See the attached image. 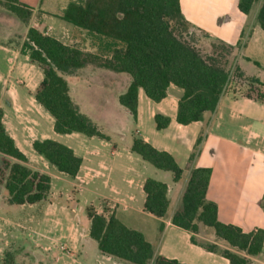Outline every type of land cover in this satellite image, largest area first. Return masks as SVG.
<instances>
[{
  "label": "crops",
  "instance_id": "obj_1",
  "mask_svg": "<svg viewBox=\"0 0 264 264\" xmlns=\"http://www.w3.org/2000/svg\"><path fill=\"white\" fill-rule=\"evenodd\" d=\"M19 1L33 11L28 24L16 15L9 14L8 10L0 12V14L4 13L6 18L0 21V110L4 114L3 123L7 133L27 157L28 165L34 170L49 175L52 181L54 177L65 179L62 178L65 176L69 179L68 182L72 186H78L80 191L87 190L97 195L98 201L111 200L112 215L129 228L142 232L155 247L157 254L163 257L177 260L182 264H230L229 260L220 254L209 252L193 244L190 233L173 225L172 217L182 205L191 170L208 168L211 169L212 174L207 199L217 205L219 220L224 224L237 226L245 233L264 230V102L246 97L243 87L233 88L234 83H231L214 113H207L201 122L185 126L177 122L178 104L183 90L171 85L167 98L159 103L150 100L144 91L140 90L138 117L135 121L141 125L143 114L148 112L154 121L156 115L161 114L169 117L171 123L168 128L159 131L155 122L156 132L152 133L153 139L144 135L134 138H142L156 149L170 153L179 166L181 160H184L187 167L182 168L184 171L182 179L175 182L173 174L168 171L163 173H171V175L164 174L157 177L155 174V177H151L145 164L133 157L135 153L131 151V147L134 138L129 147L131 152L128 154H122L116 147L113 148L112 156L115 159L112 160V165H109L105 150L101 148L102 144L90 146L89 141L80 138L78 135L82 134L78 133L68 136L75 135L78 139L80 153L75 149L76 147H68L76 156L82 158L83 163L77 177L70 178L60 173L33 148L35 141L54 140L53 133L56 132L54 118L37 103L34 97L36 89L44 79L43 70L30 60L28 54L22 52V46L28 29L33 27L66 45L89 46L86 49L79 47L85 52L96 53L97 47L94 44L91 47L92 38L85 31L62 19L68 5L76 0ZM239 1L180 0V6L192 30L210 41H223L235 46L236 63L241 67L246 78L264 81V30L257 21L260 4L246 15L239 9ZM21 31L23 36L20 39ZM89 67L82 69V72ZM122 74L124 73H117L115 76L119 87L115 89L113 95L115 99L118 97V101L119 96L127 91L132 82ZM122 78L128 80L124 85L119 82ZM76 79L75 87H70L72 99L78 98V94L82 91L81 83L84 82L82 76ZM142 103L147 107L146 111L143 110ZM160 132L164 133V139L161 138ZM200 136L203 139L198 155L191 162L190 157ZM50 170L55 172L51 173ZM147 179H155L168 185L170 205L165 218H157L145 211L144 184ZM87 186L91 188H86ZM7 200V192H0L2 264H6V254L12 247L14 250L23 243H28L32 249L36 248L35 243L25 237V231L34 232L41 226L64 225L65 223L56 219V214L61 212L66 219L70 215L61 210H52L51 205L50 208L47 207L45 211L38 213L34 208L42 202L15 206L10 205ZM23 213L28 214L27 219L22 218ZM88 221L90 224L88 237L92 239L91 221L90 219ZM65 226L67 241L73 247L78 246L80 240L78 239L77 242V235L71 231V225L67 223ZM56 247L60 250L66 248L62 245ZM50 249V246L45 248V250ZM35 250L33 256L36 254ZM70 257L75 256L72 254ZM103 257L106 261L112 260V264L125 262L105 254ZM253 262L264 264V252L260 257L253 259Z\"/></svg>",
  "mask_w": 264,
  "mask_h": 264
},
{
  "label": "trees",
  "instance_id": "obj_2",
  "mask_svg": "<svg viewBox=\"0 0 264 264\" xmlns=\"http://www.w3.org/2000/svg\"><path fill=\"white\" fill-rule=\"evenodd\" d=\"M257 3L260 4L257 21L264 30V0H240L239 9L249 15ZM0 7L26 24L33 14L32 9L19 0H0ZM62 19L85 31L94 41L97 52L66 45L33 27L28 29L22 46V52L43 70L44 79L34 97L54 118V130L60 135L78 133L110 141V137L80 111L64 77L90 65L132 78L127 91L119 96V102L135 120L140 90L159 103L167 98L171 85L183 90L177 122L185 126L201 122L207 113H214L233 80L247 84L246 97L264 102V81L246 78L236 63L235 46L210 41V50L205 53L198 47L201 38L206 37L192 30L182 13L180 0L71 2ZM254 85L260 87L256 95ZM3 117L0 110V186L8 194V203L22 206L46 201L51 194V177L28 165L27 157L7 133ZM155 122L157 130L161 131L169 127L171 119L158 114ZM202 139V136L198 138L191 162L198 155ZM33 148L60 173L76 178L80 172L83 160L68 146L47 139L35 141ZM131 151L155 168L171 172L175 182L182 179L184 171L170 153L156 149L139 137L134 138ZM211 174L208 168L191 170L182 205L173 214L172 224L189 232L193 244L220 254L230 264H254L253 259L264 252V230L245 233L219 220L217 205L207 199ZM144 192L145 211L165 218L170 205L168 185L147 179ZM88 217L90 237L103 254L129 264H182L157 254L142 232L129 228L115 215L107 217L91 207ZM206 232L211 244L198 240ZM8 257L12 259V255L6 254V264L11 262Z\"/></svg>",
  "mask_w": 264,
  "mask_h": 264
},
{
  "label": "rangeland",
  "instance_id": "obj_3",
  "mask_svg": "<svg viewBox=\"0 0 264 264\" xmlns=\"http://www.w3.org/2000/svg\"><path fill=\"white\" fill-rule=\"evenodd\" d=\"M82 1L84 0H76L75 2ZM258 4L259 3H257L256 6ZM5 11H7L5 8L0 7V12ZM8 13L13 15L11 12ZM4 16V13L0 14V21L6 19ZM22 36L21 31V35L19 36L20 39ZM93 44L94 41H90L91 47ZM210 44V40L201 38L198 47L205 53L210 50ZM77 46L82 49L89 47L85 44ZM80 72H82V70L77 71L73 75L64 76L68 80L70 87H75L77 82L76 77L82 76L84 78V82L81 83L82 91L78 94V98L74 96L75 99H73L77 102L80 111L91 118L103 133L109 135L111 137V141L107 142L98 137L92 138L85 135L78 136L84 140H88L90 146L94 144H102L103 147L101 146V148L105 150V156L109 165H112V160L115 159L112 156V150L114 147H116L118 152L128 154L131 152L129 147L135 136L144 135L152 137L153 139L152 133L156 132V129L155 121L150 117V114H148V112L143 114L142 123L140 125L137 121H135L128 110L119 103L118 97L115 99L113 92L119 87L117 86L118 83L115 80L117 73L104 70L97 65H90L87 70L82 73ZM122 75L127 76L130 82L132 81V78L128 74ZM127 81V79L122 78L119 82L124 85ZM232 83H234L233 88L243 87L245 89L244 92H246V83L240 81L238 82L237 80H233ZM254 86L256 91L253 93L256 95L260 87L257 85ZM152 104L155 106V103L152 102ZM142 108L145 111L147 110V107L143 103ZM53 134V137H55L54 140L67 146L76 147L75 149H77L78 153H80V146L75 135L68 136L59 135L57 133ZM160 134L161 138L164 139V133L160 132ZM32 152L36 154L33 149ZM133 157L145 164V166L149 169V175L151 177H155V174H157V177L164 176V174L171 175V173H163V171L156 169L150 163L143 161V159L138 155L133 154ZM180 166L185 169L187 164L184 160H181ZM50 172L54 173L55 171L50 170ZM62 178L65 179H61V177L59 179L56 177L53 178L52 192L50 196L46 201L36 205L34 209H36L38 213H41L45 211L47 207L50 208L51 205L52 210L54 211L61 210L62 212L70 213L68 219H66L65 215H62L61 212H59L56 214V219L63 224L68 223L71 225V231L77 235V242L80 240L79 245L73 247L67 241L65 237V224L60 226L53 225L51 227H37L34 232H29L28 230L24 232L26 235L25 237L34 242L36 248L32 249L28 243H23V245L14 250H12V247L9 249L11 251H8V253L12 255V259L8 257L11 261L9 264H112V260L106 261L105 257H103V254L99 250L98 243L93 239H89L87 232L88 227H90L88 221V209L92 207L98 214L109 217L112 215V201L109 199L98 201L99 197L93 192L87 190L80 191V188L75 185L72 186V184L68 182L69 179L65 176H62ZM86 188L90 189L91 186H87ZM0 192L6 193L3 186H0ZM23 214L22 218L27 219L26 215L28 214ZM39 215L40 214H38V216ZM40 217L41 216H39V218ZM208 232H206L207 234L205 235H201L198 240L204 244H211L212 242L208 236ZM22 240L24 239L22 238ZM61 245L66 247L65 250H60L56 247ZM48 246H50L51 249L45 250ZM34 250L36 251L35 256L32 255ZM72 254H74L75 257H70ZM1 259L2 255H0V264H2ZM124 264L129 263L124 262Z\"/></svg>",
  "mask_w": 264,
  "mask_h": 264
}]
</instances>
